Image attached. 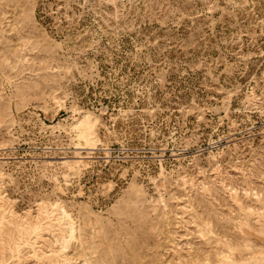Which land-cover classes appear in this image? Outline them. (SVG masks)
<instances>
[{
  "label": "rangeland",
  "instance_id": "obj_1",
  "mask_svg": "<svg viewBox=\"0 0 264 264\" xmlns=\"http://www.w3.org/2000/svg\"><path fill=\"white\" fill-rule=\"evenodd\" d=\"M0 264H264V0H0Z\"/></svg>",
  "mask_w": 264,
  "mask_h": 264
},
{
  "label": "bare ground",
  "instance_id": "obj_2",
  "mask_svg": "<svg viewBox=\"0 0 264 264\" xmlns=\"http://www.w3.org/2000/svg\"><path fill=\"white\" fill-rule=\"evenodd\" d=\"M94 133H95V131H94ZM2 213V212H1ZM2 220V219H1ZM2 226V225H1ZM36 228V227H35ZM66 247V246H65ZM7 249V248H6Z\"/></svg>",
  "mask_w": 264,
  "mask_h": 264
}]
</instances>
